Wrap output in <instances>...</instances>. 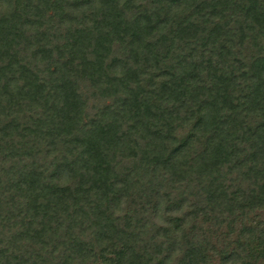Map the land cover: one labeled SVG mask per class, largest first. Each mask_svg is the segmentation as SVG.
Returning <instances> with one entry per match:
<instances>
[{
    "label": "trees",
    "instance_id": "trees-1",
    "mask_svg": "<svg viewBox=\"0 0 264 264\" xmlns=\"http://www.w3.org/2000/svg\"><path fill=\"white\" fill-rule=\"evenodd\" d=\"M261 211L264 0H0V264H262Z\"/></svg>",
    "mask_w": 264,
    "mask_h": 264
},
{
    "label": "rangeland",
    "instance_id": "rangeland-1",
    "mask_svg": "<svg viewBox=\"0 0 264 264\" xmlns=\"http://www.w3.org/2000/svg\"><path fill=\"white\" fill-rule=\"evenodd\" d=\"M186 130H187V128L184 129V130H180V131H178L177 137L180 139V138L186 133ZM259 213H260V220H261L262 222H264V211H261V212H259ZM214 258H215V260H214L213 263H216V262L218 261V258H217V256H214ZM257 264H258V263H257ZM262 264H264V263H262Z\"/></svg>",
    "mask_w": 264,
    "mask_h": 264
}]
</instances>
